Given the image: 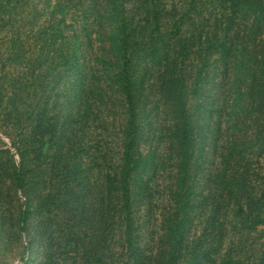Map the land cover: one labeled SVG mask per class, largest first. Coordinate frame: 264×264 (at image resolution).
Masks as SVG:
<instances>
[{"label":"trees","instance_id":"obj_1","mask_svg":"<svg viewBox=\"0 0 264 264\" xmlns=\"http://www.w3.org/2000/svg\"><path fill=\"white\" fill-rule=\"evenodd\" d=\"M2 128L41 210L99 174L49 264H264V0H0Z\"/></svg>","mask_w":264,"mask_h":264},{"label":"rangeland","instance_id":"obj_2","mask_svg":"<svg viewBox=\"0 0 264 264\" xmlns=\"http://www.w3.org/2000/svg\"><path fill=\"white\" fill-rule=\"evenodd\" d=\"M61 103L62 98H57L56 107L49 111L50 116H58L57 124L62 123L59 112ZM0 131V149L3 150V147H10L9 138L3 128ZM51 151L45 154L43 163L51 159ZM87 162L90 168L87 173L88 187L78 186L72 202L60 206L55 212L41 210V205L37 204L40 201L37 191L43 185L41 181L47 178L45 170L32 173V185L26 192L22 188L13 187L11 182H2L0 179V264H49L47 256L61 259L65 255V248L63 250L62 247L66 237L80 241L85 235L92 233L97 211L90 201L87 202V197L92 193L94 197V193L98 194L101 187L99 174L94 169L92 160L87 159ZM24 205L26 215L20 221L18 213ZM68 229L76 235H67Z\"/></svg>","mask_w":264,"mask_h":264}]
</instances>
